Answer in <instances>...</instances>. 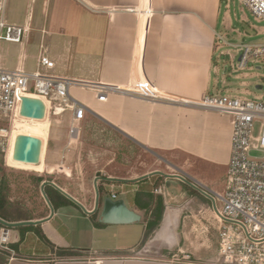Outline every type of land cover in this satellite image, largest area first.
Listing matches in <instances>:
<instances>
[{
  "label": "crops",
  "instance_id": "1",
  "mask_svg": "<svg viewBox=\"0 0 264 264\" xmlns=\"http://www.w3.org/2000/svg\"><path fill=\"white\" fill-rule=\"evenodd\" d=\"M222 2L6 0L5 21L27 29L19 43L0 41V68L118 86L142 74L174 98L196 100L220 94L222 88L216 83L223 76L217 75L214 54L221 38L217 26ZM146 7L151 14L145 30L146 15L141 14L137 36L135 8ZM221 21L225 28V19ZM42 51L53 61L51 68L38 66ZM68 91L84 106L83 117L75 119L68 107L54 111L62 104L51 103L43 165L33 171L53 174L57 181L51 182L85 211L73 202L51 213L48 205L46 216L36 220H41L38 225L54 249L31 231L22 237L17 232L10 238L16 247L4 264H208L216 260L212 202L193 185L224 194L230 115L114 91L99 100L95 90L80 83ZM71 126L78 129L76 139L70 137ZM94 191L100 193L97 207ZM111 191L116 193L112 199L123 200L138 220L101 221L102 195L110 196ZM137 192L161 194L164 202L158 227L144 240L146 215L134 203ZM56 248L76 253L59 256Z\"/></svg>",
  "mask_w": 264,
  "mask_h": 264
},
{
  "label": "built area",
  "instance_id": "2",
  "mask_svg": "<svg viewBox=\"0 0 264 264\" xmlns=\"http://www.w3.org/2000/svg\"><path fill=\"white\" fill-rule=\"evenodd\" d=\"M241 1L256 17L264 19V0ZM5 5L6 0H0V41L19 43L27 28L5 21ZM135 10L139 13L138 36L141 14L146 15L145 30L151 10L149 7ZM260 55H264V43L242 45L239 67H244L249 59ZM38 66H53V61L44 51L38 57ZM78 83L95 90L99 100H105L107 92L114 91L149 101L185 103L230 115L226 190L220 195L201 189L211 197L213 217L217 222V258L212 264H264V99L253 100L225 94H207L196 100L178 99L156 88L142 74L133 75L130 82L118 86L79 82L42 71L0 68V115L8 116L7 123L0 120V154L6 156L13 138L14 121L21 117V96L41 98L45 104H49L46 105L48 110L52 102L58 101L62 105L54 106V111L68 107L74 110L75 119H81L84 106L68 91L72 84ZM256 122H259L260 128L258 135L253 136ZM69 133L73 139L78 137V129L74 126L70 127ZM253 151L259 155L253 154ZM110 197L116 198V193L111 191ZM217 200L221 202L220 207L216 205ZM10 228L3 224L0 226V250L13 253Z\"/></svg>",
  "mask_w": 264,
  "mask_h": 264
},
{
  "label": "rangeland",
  "instance_id": "3",
  "mask_svg": "<svg viewBox=\"0 0 264 264\" xmlns=\"http://www.w3.org/2000/svg\"><path fill=\"white\" fill-rule=\"evenodd\" d=\"M226 10H228V13ZM226 14L228 15L226 16ZM222 18L225 19V28L221 21ZM217 31L221 34V38H218V48L214 54V62L217 75L223 76V79L216 83V87L222 88L219 93L253 100L264 99V55L253 57L247 61L244 67H239L242 45L264 43V19L256 17L241 0H223ZM259 85L261 88H258ZM57 104V102H53V105ZM7 119L8 116L0 115V120L5 123H7ZM47 125L48 119L43 123L29 124V120L17 118L13 133L35 134L41 138L43 146L40 159H43ZM259 128L260 124L256 122L252 130L253 136L258 135ZM252 153L259 155L255 151ZM2 157L0 156V160L1 158L3 160V173L9 179L12 187L11 198H22L23 202L30 208L41 210L43 206L38 205L40 204L39 198L33 195L32 189H28L27 176L34 171L29 168L9 166L5 161V156ZM96 194L97 192L94 191L95 198ZM103 194L102 197H105V193ZM119 197L122 198L123 196L120 195ZM195 199L197 200V197ZM220 205L221 202L217 201V206L220 207ZM211 231L215 235L214 238H216V233L213 230ZM17 232L18 229L10 228V237L14 238ZM212 263L213 261L208 262V264Z\"/></svg>",
  "mask_w": 264,
  "mask_h": 264
},
{
  "label": "trees",
  "instance_id": "4",
  "mask_svg": "<svg viewBox=\"0 0 264 264\" xmlns=\"http://www.w3.org/2000/svg\"><path fill=\"white\" fill-rule=\"evenodd\" d=\"M0 156H4L0 154ZM3 158V157H2ZM2 158L0 160V218L8 222H18L23 220H36L45 217L49 208L45 198L48 200L52 208L57 209L65 205H74L73 201L63 195L59 190L52 185L44 184L42 190L45 197L41 193V185L45 181H57L53 178V174L46 171L41 173L30 172L27 176L28 189H32L33 195L38 197L40 204L43 208L36 210V208H30L23 202L22 198L12 199L11 191L12 187L10 181L4 176ZM19 187V186H18ZM20 189V188H17ZM189 189V188H188ZM134 203L137 208L145 211V229L143 234V240L148 238L153 231L158 227L163 210L164 202L161 194H154L152 192H137L134 197ZM94 220V217H93ZM95 224L99 225L98 222ZM1 226V224H0ZM19 235L22 237L27 231L35 233L43 242L47 243L52 249L54 245L43 234L40 226L37 225H23L16 227ZM10 247H16V244L11 243ZM56 253L60 256L73 255L76 252L67 248H56ZM9 251L0 250V264H4L9 258Z\"/></svg>",
  "mask_w": 264,
  "mask_h": 264
},
{
  "label": "water",
  "instance_id": "5",
  "mask_svg": "<svg viewBox=\"0 0 264 264\" xmlns=\"http://www.w3.org/2000/svg\"><path fill=\"white\" fill-rule=\"evenodd\" d=\"M258 88H261V86L259 85ZM19 115L31 119H43L46 115V104L39 97L27 96V95L21 96L20 105H19ZM42 143H43L42 139L37 136L18 133L14 138L12 158L14 160H18L25 163L37 164L40 161ZM177 177H180L184 181L188 182V180L181 175H177ZM46 183L54 186L57 190H59L71 201L78 204L85 211V209L79 202H77L73 197H71L69 194L64 192L62 189H60L51 181H45L42 183L41 193L43 197H45V194L43 193L42 188ZM193 186L197 188L201 193H203L206 197L211 199L210 195L204 193L197 186L195 185ZM96 197H97L96 199V207H97L98 192L96 194ZM45 200L49 205L50 211L52 213L53 212L52 206L50 205V203L46 198ZM99 216L102 222H110V223H130L139 219V215L136 214L135 211L128 208L127 205L123 202V200L121 199L114 200L110 196H105L103 198L100 205ZM40 221L41 220H23L18 222H7L0 218V224H3L11 228H16L23 225H37L40 223Z\"/></svg>",
  "mask_w": 264,
  "mask_h": 264
},
{
  "label": "bare ground",
  "instance_id": "6",
  "mask_svg": "<svg viewBox=\"0 0 264 264\" xmlns=\"http://www.w3.org/2000/svg\"><path fill=\"white\" fill-rule=\"evenodd\" d=\"M46 105H49V104L46 102ZM48 111L49 110H48V106H47L46 107V115H45V117L43 119H31V118H27V117H23V116H21L20 118H25V119L29 120V124L30 123H36V122L37 123H43V122H45L47 120ZM15 123H16V120L14 121V124ZM18 133L19 132H14L13 133V138H12L9 150H8V152L6 154L7 163L10 164V165H14V166H18V167H24V168H29V169L36 170V171L40 170L42 168V165H43V159H40L39 163H37V164H32V163H25V162H21V161H18V160H14L12 158V150H13L14 138H15L16 134H18ZM29 135L37 136L35 134H29ZM42 146H43V143H42Z\"/></svg>",
  "mask_w": 264,
  "mask_h": 264
}]
</instances>
